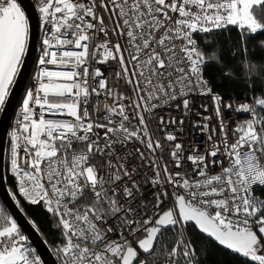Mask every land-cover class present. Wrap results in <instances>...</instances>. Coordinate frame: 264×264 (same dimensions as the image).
<instances>
[{
    "label": "snow or ice",
    "instance_id": "6c2138e0",
    "mask_svg": "<svg viewBox=\"0 0 264 264\" xmlns=\"http://www.w3.org/2000/svg\"><path fill=\"white\" fill-rule=\"evenodd\" d=\"M39 13L51 26L39 59L45 67L23 100L11 169L21 195L53 217L62 237L60 264H199L189 224L264 264V199L255 195V188L264 190V97L237 108L251 119L237 124L229 140L222 98L213 95L219 138L206 155L185 157L183 146L171 143L165 162V145L151 127L156 121L164 141L177 140L166 131L176 118L166 120L157 109L179 100L176 107L187 112L190 94L212 92L203 79L209 61L196 37L228 25L249 37L264 33V0H40ZM28 37L29 19L18 0H0V112ZM94 65L119 69L116 78L127 89L109 87ZM100 97L113 99L104 115ZM147 185L155 191L146 202ZM166 202L172 207L161 211ZM0 221V264H41L2 209Z\"/></svg>",
    "mask_w": 264,
    "mask_h": 264
},
{
    "label": "trees",
    "instance_id": "16d2710c",
    "mask_svg": "<svg viewBox=\"0 0 264 264\" xmlns=\"http://www.w3.org/2000/svg\"><path fill=\"white\" fill-rule=\"evenodd\" d=\"M41 27L37 54L42 47L41 36L44 27L42 19ZM197 39L199 47L209 61L204 67V76L216 93L246 97L254 102L255 98L264 97V47L261 46L264 43V33L249 37L242 35L236 26H228L213 31L206 38L199 35ZM250 64L255 66V71H250ZM10 149V144H8L6 161L8 187L21 209L57 256L56 249L62 243L60 232L53 217L42 205H32L18 194L15 178L9 168ZM255 195L264 199V190L255 188ZM0 209L5 215L14 219L1 197ZM20 231L23 233L21 228ZM187 234L194 240L199 264H253L249 259L223 249L201 234L194 225H188Z\"/></svg>",
    "mask_w": 264,
    "mask_h": 264
},
{
    "label": "built area",
    "instance_id": "2783aa9c",
    "mask_svg": "<svg viewBox=\"0 0 264 264\" xmlns=\"http://www.w3.org/2000/svg\"><path fill=\"white\" fill-rule=\"evenodd\" d=\"M34 1L37 7L39 8L40 0H34ZM228 26H232V25H228ZM46 31H51L50 25H44L43 33L41 36L42 40L45 38ZM197 43H198V39H197ZM43 47L44 46L42 44V47L35 58V62L31 70V74L29 76L27 85L23 91V94L15 110V114H14L13 121L10 127V132H9L10 147L12 143V133L15 132L18 127L17 121L22 119L21 109H22V103L25 98L26 92L28 90H35L38 87L39 82L37 80V77L42 67H45L39 64V59L41 55L43 54V51H42ZM47 67L50 70H56V71L61 70L52 65H47ZM94 67L101 68V70L104 72L105 76L108 79L109 87L118 88L119 91L121 92L127 89V86L124 84V82L116 78V72L119 69L110 68L107 65H94ZM203 79L208 82L212 92L211 94H199L198 92L190 94L187 97L188 99L192 101V103L189 105V108H190L189 111L186 112L182 104L179 109L176 107L177 103H180L179 100L172 101L170 107L165 106L160 109H157L158 114L164 116L166 120H170L173 117L176 118L177 120L176 124H169L166 129V131L172 132L174 135H176L177 140L175 142H166L163 140L164 133L156 131V126H157L156 121H153L151 125L152 130L156 132V138L160 139L161 143L165 145L166 151L163 157V160L165 162L169 160L168 151L170 149L168 148V145L171 143H180L183 146L185 157L188 154L193 153L194 151L196 155H206L207 152L212 150L213 145L216 144L219 138L218 134H219V129H220V119H218L216 115V102H214L213 100V95H219L222 98V100L219 102V108H220L221 117H223V123L224 125H226L227 131L229 134V140L233 139V135H232L233 129L236 127L237 124H240L245 120L251 119L248 113L238 112L237 108L244 104L254 105L255 104L254 101L246 97H241V96H236V95H222V94L216 93L211 83L204 76V68H203ZM105 103L111 105L113 104V99L112 98L105 99L104 97L99 98L98 100L99 115L105 114ZM225 105H231V109L226 108ZM96 106H97V98L93 96L91 97V100H90L89 111L93 113L94 115H95ZM37 111H39V109H37ZM205 117H210V119H205ZM48 118H52V117H48ZM55 118L56 119H71L70 117H67V116H63V117L58 116ZM180 120L184 121L183 124L179 123ZM204 125H207V128H205ZM212 129L216 130V133H217L216 135L212 134ZM210 135L212 136L211 140L208 139ZM131 147H133V145H129V148ZM21 157H23V152H21ZM208 159L211 160L213 158L209 157ZM21 166L22 167L26 166L23 164L22 160H21ZM168 166L170 169H172L171 164H169ZM224 166H227V161H225ZM187 167L191 169V164L187 163ZM9 168H10V172L12 173L11 155H10ZM220 170H221L220 167L217 166L214 168L212 174H214L215 172H219ZM147 171L150 173V169H148ZM12 175L14 176L15 181H16L17 192L20 196L23 197V195H21V193L19 192L18 178L13 173ZM168 190L171 191L170 188ZM142 191L144 192V199L146 202L152 201L154 199V197L152 196V193L155 191V189H153L151 185L145 186L142 189ZM23 199L25 198L23 197ZM170 207H172V204L166 202L164 205H162L161 211L167 210ZM25 243L27 244L28 247H30L31 249H34V247L31 246L27 242V240ZM35 255L38 256L36 250H35Z\"/></svg>",
    "mask_w": 264,
    "mask_h": 264
},
{
    "label": "water",
    "instance_id": "95a60500",
    "mask_svg": "<svg viewBox=\"0 0 264 264\" xmlns=\"http://www.w3.org/2000/svg\"><path fill=\"white\" fill-rule=\"evenodd\" d=\"M18 3L21 4L22 9L25 10L26 16L29 19V37L27 43V52L25 57L23 58L24 62L21 71L17 76L14 85L10 88V97L5 105L4 111L0 112V197L13 216L14 220L17 222V225L21 228V230L27 237V242L36 250L42 264H60V261L58 260L53 250L50 248L49 244L46 242L36 226L26 216L24 211L15 200V197L7 184L6 161L10 127L13 121L16 107L26 87L35 62L41 33V15L35 1L18 0ZM196 229L198 230L197 227ZM203 235L208 237L206 234ZM208 238L219 245V243L216 242L214 238ZM219 246L234 253L232 250L227 249L225 246Z\"/></svg>",
    "mask_w": 264,
    "mask_h": 264
},
{
    "label": "rangeland",
    "instance_id": "374dc122",
    "mask_svg": "<svg viewBox=\"0 0 264 264\" xmlns=\"http://www.w3.org/2000/svg\"><path fill=\"white\" fill-rule=\"evenodd\" d=\"M24 234V233H23ZM25 235V234H24ZM261 254H264V251L261 252Z\"/></svg>",
    "mask_w": 264,
    "mask_h": 264
}]
</instances>
